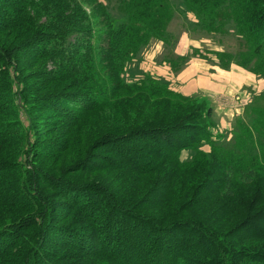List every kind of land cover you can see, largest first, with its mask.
Returning <instances> with one entry per match:
<instances>
[{
	"label": "trees",
	"instance_id": "1",
	"mask_svg": "<svg viewBox=\"0 0 264 264\" xmlns=\"http://www.w3.org/2000/svg\"><path fill=\"white\" fill-rule=\"evenodd\" d=\"M182 1L201 17L195 26L206 35L237 36V49L215 52L220 61L264 72V0ZM119 4L120 12L112 14L109 3L100 0H0V264H264V149L254 151L257 138L264 135V121L259 120H264V110L257 123L238 119L234 132L245 128L237 136V148H224L223 141L215 140L214 107L206 100L176 91L150 73L139 83L124 82L129 60L153 40L170 45L164 59L176 74L189 55L171 49L178 38L169 29L171 0ZM20 44L30 45L28 53L37 59L61 56L69 61L66 66L55 61L59 66L43 80L52 84L78 71L87 74L82 82L91 83L92 89L61 91L57 98L32 95L35 90L26 84L30 68L20 55ZM101 75L96 96L94 80ZM125 93L132 99H122ZM120 101L115 109L126 114L129 123L84 142L83 155L73 162L63 160V165L72 164L60 171L93 173L92 164L107 149L96 150L115 146L122 162L109 157L107 165L122 164L123 175L162 169L173 177L184 174L181 168L209 163H183L180 154L211 142L215 151L225 150L223 168L218 177L201 174L214 182L206 186L208 193L193 217L181 214L185 194L175 201L164 197L162 204L170 206L154 215L138 210L135 188L123 196L101 182L54 173L41 162L60 156L65 148L34 137V108L57 110L62 124ZM21 113L27 114L26 123ZM141 117L145 120L140 122ZM126 144L144 161L122 150L120 145ZM215 151L211 158H216ZM163 195L155 194V204Z\"/></svg>",
	"mask_w": 264,
	"mask_h": 264
},
{
	"label": "rangeland",
	"instance_id": "2",
	"mask_svg": "<svg viewBox=\"0 0 264 264\" xmlns=\"http://www.w3.org/2000/svg\"><path fill=\"white\" fill-rule=\"evenodd\" d=\"M100 1L109 3V11L112 14L120 12L121 5L119 4V0ZM171 1L174 4V7L169 29L178 36L177 43H173L171 49L176 54L189 55V59L181 71L185 70L186 66L189 64H193V66L189 68H191L194 74L197 73L196 77L199 75L204 76L205 74H217V72H219L216 71L217 67L220 69V73L224 74V76H222L223 78L230 77L228 72H232L233 70H237L240 75V79L235 83L237 85L227 92L205 93L206 91L204 90L202 93L199 91L192 95L185 94L197 97L199 98V101L206 100L212 106H214V104L218 107L220 106L219 109L224 111L223 118L225 120H222L221 117L216 114V106L215 114L211 119V127H213L212 129L215 133V140L223 141L224 148H237V136L241 135L245 128H238L236 132H234L237 120L245 119V122L249 125H251L253 121L257 123L260 112L264 110V72H256L250 68L248 69V67H245L242 64L235 63L234 61H220L215 52L237 49L239 46L237 36L233 34L236 36L235 38L233 35H226L224 38L223 35L220 34L206 35L205 32L200 30V27L195 26V24L201 19L196 12L189 10L182 0ZM41 19L44 20V18ZM21 40L22 38L20 41ZM14 45L18 44L14 43ZM167 46L170 45H164L163 41L160 39L153 40L149 45H145L138 54L129 60L125 67V72L123 73L124 82L139 83L147 73H150L156 77L166 79L170 86L175 90L178 89L179 85H182L183 81L182 91H185L189 84L188 75L182 74L181 71L176 74L171 64L165 61L164 55L168 52V49L166 48ZM30 47V45L27 46L20 44V48L22 49L20 55L24 59L27 58L26 62L29 64L30 68L27 73L28 78L26 84L29 89L36 91L32 92V95H36L37 98H57L59 95L58 92L61 91L75 92L92 89L91 83L82 82L86 80L87 74H82L78 71H76L77 75H70V77L65 79L55 80L52 84L49 79L43 80L44 74L51 71L55 66H59L55 61L58 63L63 62V66H66L65 63H68L69 61L61 56L57 59H55V57L37 59L31 55V52L28 53L31 49ZM86 71L88 72L87 69ZM248 76L250 82L248 81ZM103 79L104 75H101L94 80L96 86H94L92 91L96 96H98L100 84L103 83ZM126 91L127 90H122L121 92L124 93ZM143 91L148 92L147 88L143 89ZM123 98L126 101L132 99L130 94L127 93L123 94L122 99ZM121 101L116 103L117 105L111 103L103 108L87 111L82 115L79 113L80 117L73 120L65 119L63 121L65 123L62 124L58 123L61 119V115H58L59 112H57V110H50L46 107V109L44 108L42 111H39L34 108L33 111L36 112L32 113V123L35 125L37 123L39 124V126L34 125L35 131L33 132V135L36 134L34 137H40L39 140L41 142L42 140L47 142H59L61 148H65L64 153L60 156L58 154L53 158L47 160L44 159L45 161L41 160V162L45 163V166H48V168L54 173H65V175L67 174V177H76V179L80 181H98L103 183L107 188L109 187L110 190L115 191L119 189L123 196L129 195L131 189L135 188V194L139 196L136 198L138 210L147 211L149 213L152 212L154 215L160 213V210L163 212L166 211L170 206L171 203L162 204L164 197H172V200L175 201L179 198V195L185 194L186 203L185 206L181 208V214H183L184 217H193L196 213L195 208L203 203L205 197L204 194L208 193V190L206 191V186L214 182V179L206 181L204 178L205 175L202 176L201 174L211 172L218 177L222 172L220 168H223L221 164L224 161L225 150L217 149V151H215L211 142L205 141L197 148L184 150L180 154V161L183 163L204 159H208L209 163L202 162L200 166L196 168H181L180 170H183L184 174H179L173 177H170L169 174L166 171H162V169L134 177L130 175L125 176V174L123 175L124 169L122 164H120V167L118 168L107 165L109 157L122 162L121 159H118L117 157V152L114 148L115 146L103 147L96 150V152L99 153L107 149L105 152L101 153L103 157L92 164V168L94 169L93 173L88 172L82 175L81 172H76L74 169H70L68 172L63 170L60 171V168L65 166L70 168V165L72 164L66 163V165H63L61 164L63 160L73 162V160L78 159L76 158L77 156L83 155L87 149L84 142L89 139L101 138L110 131L118 130L122 125H127L129 123L124 118L126 117V114L118 112L115 109V107L121 104ZM26 115L27 114L25 113H21V118L25 123L27 122ZM142 120H145V118L141 117L140 122ZM259 120L264 121L263 117ZM36 129H38V131ZM255 144L256 148L254 151L260 149L263 150L264 135L259 136ZM44 145L47 146V144ZM120 146L122 150L130 153L134 158L139 157V159L144 161L142 155H137L138 152L136 148H132L129 144ZM213 150L215 151L216 158H211ZM42 151L47 152L45 149ZM107 151L108 154L107 157H105L106 155L104 154H106ZM170 171L172 173L173 168H171ZM242 172L244 174L248 173L247 170H243ZM233 188L237 189V186L233 184ZM174 189L175 191H173ZM221 190L224 191V187H222ZM157 192L164 195L159 199L158 203L155 204L157 202L156 199L159 198V196H155ZM211 194L214 198L218 196V193ZM193 205H195V207L190 208ZM215 211H219L217 207ZM66 218L67 220H70L68 217Z\"/></svg>",
	"mask_w": 264,
	"mask_h": 264
},
{
	"label": "crops",
	"instance_id": "3",
	"mask_svg": "<svg viewBox=\"0 0 264 264\" xmlns=\"http://www.w3.org/2000/svg\"><path fill=\"white\" fill-rule=\"evenodd\" d=\"M193 64H189L186 66L185 70L181 71L182 74H187L188 75V87L185 89V91H182V86H183V81L182 85L178 86V91L183 92L184 94L192 95L195 94L196 92L201 91H206L205 93H211V92H218V93H223L229 91L232 87L236 86L237 84L236 81L240 79V75L238 71L233 70L232 72H228L230 77H225L223 78L224 74L220 73V69L217 67L216 71L217 74L213 75H204V76H198L196 77L197 73L194 74V72L191 70V67ZM179 80V79H178ZM248 81H249V76H248ZM181 83V81L179 80ZM250 82V81H249ZM181 86V88H180ZM214 94V93H213ZM216 106V104H214ZM216 106V114L221 117L222 120H225L224 117V111L220 110L219 107Z\"/></svg>",
	"mask_w": 264,
	"mask_h": 264
}]
</instances>
